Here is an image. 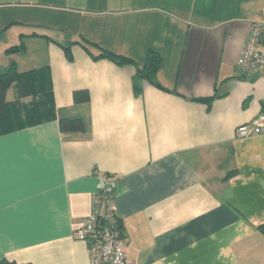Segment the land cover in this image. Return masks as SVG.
Wrapping results in <instances>:
<instances>
[{
  "label": "crops",
  "instance_id": "0c3cea01",
  "mask_svg": "<svg viewBox=\"0 0 264 264\" xmlns=\"http://www.w3.org/2000/svg\"><path fill=\"white\" fill-rule=\"evenodd\" d=\"M3 1L0 72L47 67L56 118L86 131L53 120L0 132V260L90 264L74 233L106 175L127 261L264 264V126L235 134L264 110L263 75L237 66L264 0ZM99 49L134 63L93 59ZM149 49L154 83L135 81ZM77 90L90 101L75 104Z\"/></svg>",
  "mask_w": 264,
  "mask_h": 264
},
{
  "label": "trees",
  "instance_id": "16d2710c",
  "mask_svg": "<svg viewBox=\"0 0 264 264\" xmlns=\"http://www.w3.org/2000/svg\"><path fill=\"white\" fill-rule=\"evenodd\" d=\"M71 44L63 47L68 60L72 59L69 46ZM99 50V55L92 56L93 59L106 58L119 66L134 63V60L129 57L115 54L105 49ZM21 51H23L22 40L18 45L11 46L5 50L7 54ZM161 61L159 54L149 49L146 52L142 67L137 70L134 76V80L144 79L154 83ZM12 85L16 89L17 98L14 101L7 102L6 92ZM25 98H30L28 103L21 102ZM200 100L206 101L204 99ZM73 101L75 104L88 103L90 101L88 91H74ZM53 120L57 121L59 131L62 134H82L86 131L85 121L81 117L56 118L51 80L47 67L18 72L16 64L13 62L5 72H0V128H2L0 132L13 131L14 129L35 126ZM259 230L264 234V224L259 226ZM0 264L28 263H15L2 259Z\"/></svg>",
  "mask_w": 264,
  "mask_h": 264
},
{
  "label": "built area",
  "instance_id": "2783aa9c",
  "mask_svg": "<svg viewBox=\"0 0 264 264\" xmlns=\"http://www.w3.org/2000/svg\"><path fill=\"white\" fill-rule=\"evenodd\" d=\"M264 38V14L262 20L250 25V35L241 51L237 66L242 72L259 71L264 77V54L259 46ZM264 110L250 123L235 130L239 138H247L263 132ZM101 187L94 196L89 215L75 231L77 240L86 245L90 264H134L125 258L124 236L114 204L113 187L106 175L100 176Z\"/></svg>",
  "mask_w": 264,
  "mask_h": 264
},
{
  "label": "rangeland",
  "instance_id": "374dc122",
  "mask_svg": "<svg viewBox=\"0 0 264 264\" xmlns=\"http://www.w3.org/2000/svg\"><path fill=\"white\" fill-rule=\"evenodd\" d=\"M3 3L4 4H6V3H18V4H13L10 6L12 8H17V9L18 8H27V5L30 4V2H28L27 0H8V2H7V0H4ZM11 92H12V89L9 90V96L10 97H11Z\"/></svg>",
  "mask_w": 264,
  "mask_h": 264
}]
</instances>
